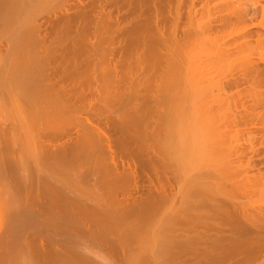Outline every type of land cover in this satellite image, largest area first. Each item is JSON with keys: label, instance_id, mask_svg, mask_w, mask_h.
Here are the masks:
<instances>
[{"label": "bare ground", "instance_id": "6f19581e", "mask_svg": "<svg viewBox=\"0 0 264 264\" xmlns=\"http://www.w3.org/2000/svg\"><path fill=\"white\" fill-rule=\"evenodd\" d=\"M35 1L0 0V264H264V3Z\"/></svg>", "mask_w": 264, "mask_h": 264}, {"label": "rangeland", "instance_id": "374dc122", "mask_svg": "<svg viewBox=\"0 0 264 264\" xmlns=\"http://www.w3.org/2000/svg\"><path fill=\"white\" fill-rule=\"evenodd\" d=\"M256 1L260 2V3H264L263 0H256ZM55 4H56L55 7L58 8L57 2ZM33 5L35 7L36 14H45L46 12H48V9H51L54 6V0H36ZM54 10H55V8H53L52 11H54ZM215 17L216 16L213 17L214 26H216ZM50 26L51 25L48 26V24H44L43 27L41 28V31H42V34H45V36L47 37L48 40L53 41V39L55 38L56 35H55V33H53V29L50 28ZM254 31H258V30L254 29ZM214 34H219V33H214ZM82 61H84V60H82ZM260 65H261L262 70L264 71V63H261ZM240 76H241V72H239V70H236L233 72H228V74L226 75V79L223 81V83L225 82L224 87L226 89L227 94H230V93H228L229 90H231L233 93H235L238 90H244V89L246 90V88L249 89V86L245 85L243 83V81L241 83H239L238 85H236L235 83L231 84V82H234L237 78H240ZM3 114H4L5 119H6V121H5L6 126L12 127L13 124L16 122L15 114L13 112H9V111H5ZM103 132L105 133L106 136H108V135L110 136V131L106 127H103ZM22 140L25 143V149L23 150V149L19 148L20 145H18L16 148H14L15 150H18L20 152V155L22 153L21 151L27 152V145H28V143H26V140L24 138H22ZM255 160L256 161H264V147L262 148L261 153L259 154V156L256 157ZM261 174L262 175L264 174V168H262ZM6 182L7 181L4 179L3 175L0 174V188L1 189ZM228 187H231V185H228ZM231 195L232 196H230V198L232 201H234V202L243 201L242 189H239L238 191H234ZM7 197L4 194L0 193V208H6L5 204L7 203V200H8ZM213 206H215V208ZM204 207H205L204 209L206 211H202V212H207V214H208V212H210V216H213L214 212L218 213V209H216L217 207H226V196L216 197V198H214V200H211V201L204 200ZM186 216L191 218V211L190 212L188 211L186 213ZM202 217L203 218H201L199 221H203L206 219V220H208L209 224H211L213 226H217L223 221L222 217H219L217 215H215L213 217H206L205 215H202ZM204 223H206V222H204ZM225 234H226V232H225ZM5 235H6L5 222H3V226H2V224H0V242H4Z\"/></svg>", "mask_w": 264, "mask_h": 264}]
</instances>
